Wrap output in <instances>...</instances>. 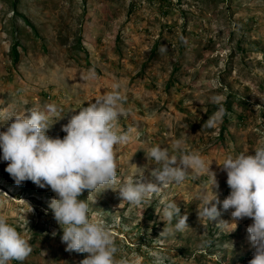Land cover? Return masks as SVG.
I'll list each match as a JSON object with an SVG mask.
<instances>
[{
	"label": "rangeland",
	"instance_id": "1",
	"mask_svg": "<svg viewBox=\"0 0 264 264\" xmlns=\"http://www.w3.org/2000/svg\"><path fill=\"white\" fill-rule=\"evenodd\" d=\"M90 69L94 80L86 79ZM113 84L123 98L115 130L129 140L114 146L111 189L88 196L83 191L79 198L95 196L89 214L113 236L116 260L153 264L156 254L163 264H247L253 252L246 232L250 218L236 221L232 230L197 215L201 188L210 195L203 173L163 186L139 206L121 202L116 189L136 167L144 169V181L154 182L155 165L144 152L159 145L210 162L214 191L220 200L227 196L226 174L218 165L227 155L251 154L264 144V0H0V123L54 104L56 120L46 135L62 138L61 125L113 91ZM226 105V122L223 117L205 127ZM5 166L0 162V218L32 249L20 264H79L86 254L64 250L47 208L55 194L30 181L15 185ZM167 200L186 214L183 232L160 234L167 225L158 211ZM230 212L217 220L231 223Z\"/></svg>",
	"mask_w": 264,
	"mask_h": 264
},
{
	"label": "clouds",
	"instance_id": "2",
	"mask_svg": "<svg viewBox=\"0 0 264 264\" xmlns=\"http://www.w3.org/2000/svg\"><path fill=\"white\" fill-rule=\"evenodd\" d=\"M164 51L161 46L160 52ZM95 78L96 73L90 69L86 79ZM112 88L113 91L71 115L67 123L61 125L60 130L65 134L62 138L46 135L56 120L52 119L57 113L54 104H46L42 110L27 111V115L11 117V122L6 125L0 123L3 127L0 131V162H6L4 172L15 185L30 181L55 194L47 208L61 229L60 241L65 245L64 250L86 254L79 264H126L123 259L116 260L117 247L109 230L101 220L89 214L95 196L79 198L83 191L88 196L111 189L116 181L117 167L114 146L129 140L124 131L118 133L115 130V122L122 114L119 105L123 98L118 92V84H113ZM223 115L224 110L219 107L204 121V126L212 128ZM144 154L148 163L155 165L150 170L154 182L144 181V169L136 167L138 171L116 189L121 202L130 206L142 205L163 186L179 185L189 174L197 178L203 173L208 177L207 192L210 195H205L201 188L202 203L197 215L210 223L216 220L217 225H232V230L236 221L250 218L246 232L253 252L247 264H264V144L251 154L241 152L223 158L218 166L226 174L229 192L222 200L214 191L218 185L214 172L209 169L210 162L206 165L199 154H170L167 148L159 145L150 147ZM229 209L231 223L217 220L222 211ZM158 215L167 225L160 232L162 235L183 232L189 227L186 214L180 215L173 200L162 201ZM31 251L29 242L0 218V264L11 261L20 264ZM153 264H163L162 258L153 254Z\"/></svg>",
	"mask_w": 264,
	"mask_h": 264
},
{
	"label": "trees",
	"instance_id": "3",
	"mask_svg": "<svg viewBox=\"0 0 264 264\" xmlns=\"http://www.w3.org/2000/svg\"><path fill=\"white\" fill-rule=\"evenodd\" d=\"M14 5H15V3L12 4L13 7H14ZM23 20H24L27 24H30V23H29L24 17H23ZM11 54H12V61H13L14 63L17 62V56H18V55H17L16 46L11 47ZM223 110H224V115H223L224 120H223V122L225 123V122H226L227 114H228L229 111H230V107H229L228 105H226V107H224ZM222 125H223V124H222ZM224 130H225V126L223 125V126L221 127V131H220V133H219V135H221V138L223 137V132H224ZM33 228H34V229L38 228L37 223H34V224H33Z\"/></svg>",
	"mask_w": 264,
	"mask_h": 264
}]
</instances>
